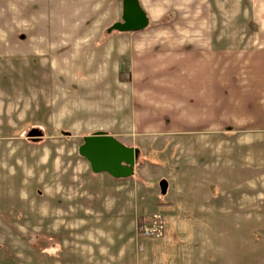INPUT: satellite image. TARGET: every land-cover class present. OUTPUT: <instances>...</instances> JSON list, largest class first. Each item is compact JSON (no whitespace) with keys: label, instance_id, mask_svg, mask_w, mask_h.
I'll return each mask as SVG.
<instances>
[{"label":"rangeland","instance_id":"374dc122","mask_svg":"<svg viewBox=\"0 0 264 264\" xmlns=\"http://www.w3.org/2000/svg\"><path fill=\"white\" fill-rule=\"evenodd\" d=\"M143 1L162 16L148 27L172 26L174 0ZM122 15L0 0V264H264V123L136 132ZM97 131L141 150L133 176L92 171L79 148Z\"/></svg>","mask_w":264,"mask_h":264},{"label":"crops","instance_id":"0c3cea01","mask_svg":"<svg viewBox=\"0 0 264 264\" xmlns=\"http://www.w3.org/2000/svg\"><path fill=\"white\" fill-rule=\"evenodd\" d=\"M140 1L150 21L162 17ZM184 2L190 18H182L174 0L172 26L134 31L121 45L130 64L126 101L133 129L215 132L244 110L250 122L259 116L264 123V0ZM226 66L233 68L227 76Z\"/></svg>","mask_w":264,"mask_h":264},{"label":"water","instance_id":"95a60500","mask_svg":"<svg viewBox=\"0 0 264 264\" xmlns=\"http://www.w3.org/2000/svg\"><path fill=\"white\" fill-rule=\"evenodd\" d=\"M149 24L150 18L140 0H123L122 21L114 23L109 31L143 30ZM79 153L90 162L94 173H108L117 179H125L135 174L141 150L107 132L97 131L84 137Z\"/></svg>","mask_w":264,"mask_h":264},{"label":"built area","instance_id":"2783aa9c","mask_svg":"<svg viewBox=\"0 0 264 264\" xmlns=\"http://www.w3.org/2000/svg\"><path fill=\"white\" fill-rule=\"evenodd\" d=\"M147 232V234H150V231H146Z\"/></svg>","mask_w":264,"mask_h":264}]
</instances>
